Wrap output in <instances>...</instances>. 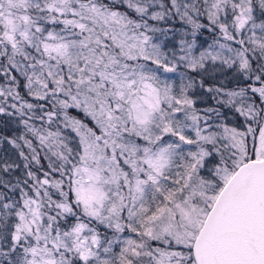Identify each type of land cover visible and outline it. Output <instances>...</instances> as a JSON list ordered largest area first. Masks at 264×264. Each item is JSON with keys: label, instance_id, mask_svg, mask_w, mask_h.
<instances>
[{"label": "snow or ice", "instance_id": "snow-or-ice-1", "mask_svg": "<svg viewBox=\"0 0 264 264\" xmlns=\"http://www.w3.org/2000/svg\"><path fill=\"white\" fill-rule=\"evenodd\" d=\"M0 126V264H264V0H0Z\"/></svg>", "mask_w": 264, "mask_h": 264}, {"label": "trees", "instance_id": "trees-1", "mask_svg": "<svg viewBox=\"0 0 264 264\" xmlns=\"http://www.w3.org/2000/svg\"><path fill=\"white\" fill-rule=\"evenodd\" d=\"M208 37H202V39H207ZM0 131L4 132L5 134H7L9 131H11V129H4L2 126H0Z\"/></svg>", "mask_w": 264, "mask_h": 264}]
</instances>
